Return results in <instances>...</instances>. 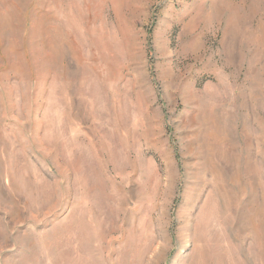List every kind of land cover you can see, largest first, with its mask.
Here are the masks:
<instances>
[{"label": "rangeland", "instance_id": "374dc122", "mask_svg": "<svg viewBox=\"0 0 264 264\" xmlns=\"http://www.w3.org/2000/svg\"><path fill=\"white\" fill-rule=\"evenodd\" d=\"M0 264H264V0H0Z\"/></svg>", "mask_w": 264, "mask_h": 264}]
</instances>
